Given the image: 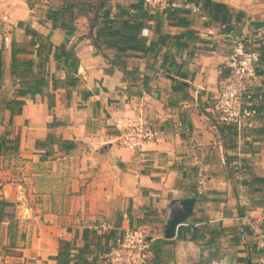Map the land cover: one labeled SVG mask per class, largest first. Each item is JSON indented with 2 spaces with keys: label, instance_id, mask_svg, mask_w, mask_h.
Returning <instances> with one entry per match:
<instances>
[{
  "label": "crops",
  "instance_id": "obj_1",
  "mask_svg": "<svg viewBox=\"0 0 264 264\" xmlns=\"http://www.w3.org/2000/svg\"><path fill=\"white\" fill-rule=\"evenodd\" d=\"M217 1L236 10L231 31L202 8L168 18L141 1L0 0V140L16 145L0 144V264H62L68 251L65 264H83L86 228L114 234L108 249L143 229L151 256L165 251L150 264H264V0ZM228 32L261 58L260 113L234 133L216 108ZM14 55L44 73L25 96ZM128 114L159 132L142 151L119 143L114 120ZM50 132L54 143L41 144ZM189 197L192 214L166 238L168 214ZM91 248L90 264H109Z\"/></svg>",
  "mask_w": 264,
  "mask_h": 264
},
{
  "label": "built area",
  "instance_id": "obj_2",
  "mask_svg": "<svg viewBox=\"0 0 264 264\" xmlns=\"http://www.w3.org/2000/svg\"><path fill=\"white\" fill-rule=\"evenodd\" d=\"M141 1L155 8H189L200 12L197 3L190 0H131ZM206 17V16H204ZM1 21V20H0ZM231 53L227 62L228 74L217 96L216 108L220 119L238 128L255 126L260 111L254 101L253 78L260 67V53L251 48L248 40L228 32ZM8 41V38H5ZM119 143L131 150L142 151L144 145L157 139L159 132L142 116L128 114L115 118ZM193 230V228H191ZM256 245L264 250V230L256 233ZM149 240L143 229L128 228L120 232L114 244L100 258L111 264H147L150 258Z\"/></svg>",
  "mask_w": 264,
  "mask_h": 264
},
{
  "label": "trees",
  "instance_id": "obj_3",
  "mask_svg": "<svg viewBox=\"0 0 264 264\" xmlns=\"http://www.w3.org/2000/svg\"><path fill=\"white\" fill-rule=\"evenodd\" d=\"M106 1L107 0H100L99 3L103 5ZM197 1L200 2L201 8L204 9L210 15L211 20L220 22L221 24H225L226 31L232 30L233 24L231 23L229 24V20L232 16L237 15L236 10L234 8L230 7L228 4L222 1H217V0H197ZM96 7L98 9L100 6L99 7L96 6ZM201 8H200V12H201ZM163 10L165 11L168 18H176L178 16H182L184 14L190 13L188 12L189 10L185 8H165ZM236 21H238L237 17H236ZM145 40L146 39L144 37L143 38L144 43L143 45H141V48L143 49V51H145L146 49L148 50V46L146 45ZM127 45L130 47H135V44L133 42H128ZM136 46L138 47L139 45L137 44ZM260 63H261V58H260ZM34 68H35L34 62L30 60L19 59L16 55L13 56L12 71H13L14 76L18 79V82L20 83V87L17 92L18 96H25L26 94L35 91L37 80L39 78H42L43 77L42 74L44 75V73L40 74V76L38 77V74L35 72ZM15 104L17 106V100L15 99H10V100L5 101V107L12 109L14 111H20L21 110L20 107L18 106L15 107ZM234 126L236 125L228 124L225 126V128L228 129L230 132L234 133L236 132V128ZM7 141L11 142L10 139L8 140L7 138L4 137L2 140H0V144L1 143L2 145L4 144L6 148L13 147L14 149H16L15 144H13L14 146L5 144L7 143ZM14 141L16 142V140ZM54 141H55L54 136L50 132L48 133L47 137L40 143L43 145L49 146V145H52ZM196 233L197 232H193L192 238H194V236L197 235ZM113 237H114V234L101 233L91 228H86L84 231V239L86 240V242L84 246L80 249V254H79L82 263L90 264L88 260V256L93 254V249L91 248V245H94L95 247L100 248V252H101L100 254L107 253L110 250V248L108 249L107 241H109V239ZM167 241L168 240L164 239L159 242H161L164 245L165 243H167ZM62 243L65 244L68 249L70 248V243L68 241L64 240L62 241ZM258 249L264 251L263 249H260V248ZM148 250L150 251V258L148 259L147 264H150L153 262L159 263L163 255L165 254V251L163 250V248H161V245L157 249H155L154 258L151 256L152 249H151L150 244L148 246ZM65 254L67 255V257L65 258V260H62L63 261L62 264L68 263L70 260V252L68 251ZM100 254H96L94 258L98 259L99 257L100 259ZM60 262H61V258H60ZM108 263L111 264L110 262Z\"/></svg>",
  "mask_w": 264,
  "mask_h": 264
},
{
  "label": "water",
  "instance_id": "obj_4",
  "mask_svg": "<svg viewBox=\"0 0 264 264\" xmlns=\"http://www.w3.org/2000/svg\"><path fill=\"white\" fill-rule=\"evenodd\" d=\"M180 207L177 210L168 214L164 224V234L166 238L174 237L180 233L181 226L192 214L194 204L196 202L195 197H189L179 200Z\"/></svg>",
  "mask_w": 264,
  "mask_h": 264
},
{
  "label": "rangeland",
  "instance_id": "obj_5",
  "mask_svg": "<svg viewBox=\"0 0 264 264\" xmlns=\"http://www.w3.org/2000/svg\"><path fill=\"white\" fill-rule=\"evenodd\" d=\"M146 234V233H145ZM146 237H147V235H146Z\"/></svg>",
  "mask_w": 264,
  "mask_h": 264
}]
</instances>
